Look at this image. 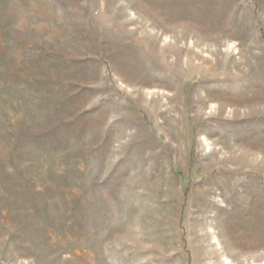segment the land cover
<instances>
[{
	"label": "rangeland",
	"instance_id": "1",
	"mask_svg": "<svg viewBox=\"0 0 264 264\" xmlns=\"http://www.w3.org/2000/svg\"><path fill=\"white\" fill-rule=\"evenodd\" d=\"M0 264H264V0H0Z\"/></svg>",
	"mask_w": 264,
	"mask_h": 264
},
{
	"label": "bare ground",
	"instance_id": "2",
	"mask_svg": "<svg viewBox=\"0 0 264 264\" xmlns=\"http://www.w3.org/2000/svg\"><path fill=\"white\" fill-rule=\"evenodd\" d=\"M209 64H210V63H209ZM211 67H212V66H211ZM211 67H210V68H211ZM212 69H213V68H212Z\"/></svg>",
	"mask_w": 264,
	"mask_h": 264
}]
</instances>
